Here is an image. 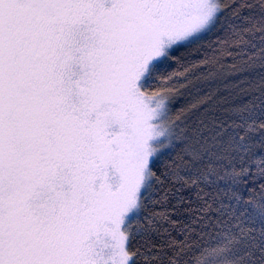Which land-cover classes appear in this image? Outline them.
<instances>
[{"label":"snow or ice","instance_id":"obj_1","mask_svg":"<svg viewBox=\"0 0 264 264\" xmlns=\"http://www.w3.org/2000/svg\"><path fill=\"white\" fill-rule=\"evenodd\" d=\"M211 35L264 68V0H0V264H264V76L156 90Z\"/></svg>","mask_w":264,"mask_h":264},{"label":"trees","instance_id":"obj_2","mask_svg":"<svg viewBox=\"0 0 264 264\" xmlns=\"http://www.w3.org/2000/svg\"><path fill=\"white\" fill-rule=\"evenodd\" d=\"M225 3H231V0H225ZM219 35L222 37L223 33ZM216 40L217 36L211 35L201 42L203 46L199 50L196 46L180 49L175 54V58L169 61V66L162 69L166 75L160 77L162 84L156 90L168 91L171 89L172 85L168 82L167 76L175 74L172 76L177 85V88L173 90L174 98L172 99L175 112H179L181 108L192 103L197 94H211L213 96L212 106L217 118L231 123L235 116L234 109L248 102L250 91L264 76V68H261L259 63L243 66L239 60L221 56L216 51L218 47L214 43ZM213 56H216L220 63L214 67H206L203 61L206 57ZM220 64H223L224 67L221 68ZM233 65H236L235 69H233ZM185 75L188 76L191 84L187 88H179L178 85L186 83ZM259 183H264V181H258L253 185L257 188V192H259ZM210 190L205 189V191ZM184 194L191 195L195 200L194 191H186ZM172 203H175L174 199ZM160 210V208L156 209V211Z\"/></svg>","mask_w":264,"mask_h":264}]
</instances>
